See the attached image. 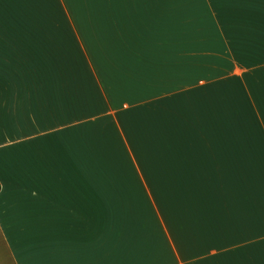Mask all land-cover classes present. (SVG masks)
I'll return each instance as SVG.
<instances>
[{"label": "crops", "instance_id": "0c3cea01", "mask_svg": "<svg viewBox=\"0 0 264 264\" xmlns=\"http://www.w3.org/2000/svg\"><path fill=\"white\" fill-rule=\"evenodd\" d=\"M0 264H264V0H0Z\"/></svg>", "mask_w": 264, "mask_h": 264}, {"label": "rangeland", "instance_id": "374dc122", "mask_svg": "<svg viewBox=\"0 0 264 264\" xmlns=\"http://www.w3.org/2000/svg\"><path fill=\"white\" fill-rule=\"evenodd\" d=\"M202 8L204 9V8H208V9H210V7H198V13H200L201 12V10H202ZM224 124H225V121H224ZM137 219H138V217H137Z\"/></svg>", "mask_w": 264, "mask_h": 264}]
</instances>
